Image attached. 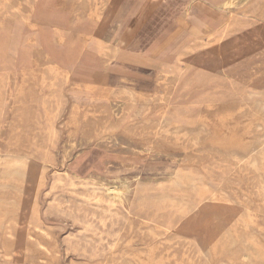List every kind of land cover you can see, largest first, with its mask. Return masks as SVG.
<instances>
[{"label":"rangeland","instance_id":"374dc122","mask_svg":"<svg viewBox=\"0 0 264 264\" xmlns=\"http://www.w3.org/2000/svg\"><path fill=\"white\" fill-rule=\"evenodd\" d=\"M63 2L0 0V26L18 20L28 34L38 25L35 17L47 10L64 22L51 26L52 31L58 28L71 45L85 35L108 43L111 32L103 22L102 0ZM202 11L200 15H213L208 7ZM232 12V18L224 13L219 24L203 26L199 34L190 18L167 21L160 11L158 35L142 51L146 58L141 63L150 68H115L124 75L153 70L144 74L143 84L125 80L142 93L125 87L87 90L74 108L70 98L79 91L78 82L62 86L59 96L67 109L60 115L59 106L53 110L58 132L53 148L56 169L71 173L80 160L85 165L83 175L103 183L125 181L131 189L138 178L148 183L144 217L130 214L133 202L127 198L126 215L115 228L116 247L110 257L95 264H264V86L250 84L264 73V0L240 1ZM192 41L219 56L218 67L210 73V88L225 94L212 107L204 105L200 113L189 108L203 91L198 68H169L168 61L180 44ZM29 49L35 59H42L40 48L31 45ZM16 61H20L18 54ZM102 62L106 64L105 56ZM20 66L16 62L14 70ZM225 68L232 72L230 80L224 77ZM35 80L11 72L5 87L0 119L1 211L18 199L17 178L3 179L2 168L11 156L24 153L30 133L38 130L44 116ZM165 114L192 120L177 127L163 119ZM53 171H45V182L36 190L41 223L28 227L18 252H14L13 236L4 237L8 221L0 220V264L77 261L65 239L78 232V224L70 226L65 223L68 218L45 212ZM167 224L169 230L164 228Z\"/></svg>","mask_w":264,"mask_h":264},{"label":"bare ground","instance_id":"6f19581e","mask_svg":"<svg viewBox=\"0 0 264 264\" xmlns=\"http://www.w3.org/2000/svg\"><path fill=\"white\" fill-rule=\"evenodd\" d=\"M102 1L104 2V8L102 10L105 13L103 22L108 26L111 32L108 43L94 37V35H85L83 40L80 41L77 56H79L85 49L95 50L101 61L105 56L106 64H103L105 68L114 62H120L127 66L138 65L150 68L141 63L143 58H146V55H143L142 51L151 44L158 35L157 21L159 19L160 11L164 14L163 20L167 21H170L171 19L182 18L184 20L190 18L194 29H197L200 34L203 26L213 25L214 22L219 24V21H221L220 16L222 14L228 12L232 18V7H234L236 3L240 1L248 2V0ZM206 7L212 10L211 13H213V15H200V13H204L202 10ZM33 27L34 28L30 33L27 34L23 32L20 21L18 20H15L11 26L5 24L4 27L0 26V119L4 116L3 95L11 72L18 74L19 76L23 74L27 78H30L31 76L36 79L35 81H37L39 87L37 102L44 112V116L41 117V123H37L38 130L30 133L31 135L28 140L26 139L27 144L25 148L26 150L23 151L24 153H18L16 156H11V160H6L1 171L3 179L5 177H16L18 181V199L12 202V207L9 206L5 211L0 210V220L5 218L8 221L4 237L9 238L10 236H13L12 241L14 243V252H18L23 248L28 227L31 225L38 227L40 225V212L35 206L36 190L45 182V171L49 168H54L52 181L49 184L48 190V194L51 197L46 206L45 212L51 213L57 217L68 218L65 223L70 226L78 224V232H72L65 239L67 250L75 255L77 261H75L74 264H95L99 260L105 261L107 257H110V252L116 247L115 228L118 227L120 221L126 215L124 212V205L127 198H130L133 202L130 207V214L137 217H144L148 183L147 181L138 178V182L133 189H131L129 183L125 181H119V183L114 184L103 183L99 180H95L96 178H93L92 176L83 175V172L86 170L84 171V163H80V160L77 162L71 173L62 174L56 169L57 167L54 164L55 161L53 158V148L57 143L58 132L55 128L56 119L53 115V110L55 108L57 109L59 106L60 115L63 110L67 109V106H65L66 102L64 103V106L61 104L62 102L59 93L65 83L77 81L71 76L69 68H66L65 66V63L68 64L75 59L73 54L74 45L68 43V40H66V37L63 36L62 32L58 28H55L57 30L55 31V34L56 32H59L60 35L59 43L63 45L61 50L62 58L60 57L62 60L59 59L58 65L42 48L41 43L45 42L46 39L41 28L38 25H33ZM31 45L42 48L41 53H39V56H41L42 59L39 58L37 60L34 58L32 51L29 49V46ZM173 53H175L173 59L168 60L169 68H198L199 74H201L200 79H197L203 83V91L189 103L190 109L193 108L200 113L201 108L204 105L212 107L216 101H221L225 98L223 92L215 91L210 88V73L218 67L220 63L219 56L213 53L211 54L210 51L198 41L182 43L173 51ZM16 54L19 55L20 61H16ZM39 60H42L45 64L40 63ZM16 62L21 65L18 70H14ZM227 68H232V66ZM227 68L224 69L223 74L225 75L224 77L229 78L231 77L232 72ZM230 79L231 78H229V80ZM155 81L156 78H154V82ZM245 81L246 79L244 82ZM77 82V89L79 91L70 98L75 101L73 104L74 108L78 106L77 102L82 97L83 92L87 90L99 91L105 88H111L109 86H102L92 82ZM35 86L37 87V85ZM122 87L128 88L136 93L143 92L142 90H138L136 85L121 84L118 88ZM18 93L19 92L17 91L16 95H18ZM26 94L27 93H25V95ZM208 111L209 110L207 109V112ZM163 119H169L168 121L177 123L175 124L177 127L187 124L192 120L191 118L174 116L173 114H165ZM26 152H29V154ZM96 167H98V165H96ZM98 169L100 168L98 167ZM149 173L152 174L153 172ZM255 195L257 194L255 193ZM54 209L59 210V212H52ZM164 228L169 230V225H164ZM7 249H9L8 246ZM8 252L10 253V249Z\"/></svg>","mask_w":264,"mask_h":264},{"label":"crops","instance_id":"0c3cea01","mask_svg":"<svg viewBox=\"0 0 264 264\" xmlns=\"http://www.w3.org/2000/svg\"><path fill=\"white\" fill-rule=\"evenodd\" d=\"M56 1L59 2V5L64 3L63 0H56ZM35 18L37 20L38 26L41 28L46 39L45 42L41 43L43 50L47 52L50 58L53 59L59 65V59L62 58L61 50L63 48V45L59 43V36H60L59 32H56L55 34V31L54 32L52 31L51 26H54L56 24L63 25L64 22H62L59 19V17L57 18L56 16H52L47 10L45 12L41 11L40 14ZM79 44L80 42H78L76 45L73 46V54L75 56V59L68 64L65 63L66 68H69L71 72V76L79 82H92V83L100 84L102 86H109L111 88L118 89V87L121 84L134 86L135 84H131L125 81L129 79L138 81L143 84L145 80L144 74L146 73L147 75H149V73L153 72V70L150 69L148 70L142 69L139 72H136L135 74L129 73L127 75H124L123 72L121 74V72H119L115 68H143V67L138 65L131 67V66L123 65L120 62H114L113 64L105 68L99 55L90 49L83 50V52L79 56H77L79 50ZM38 48L42 49L41 47ZM257 83H260V87L264 86V74L259 77L257 76V78H254L250 84L256 86L255 84ZM83 169L85 170V165L83 166Z\"/></svg>","mask_w":264,"mask_h":264}]
</instances>
